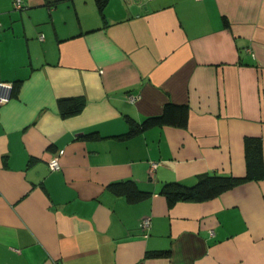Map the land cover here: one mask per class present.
<instances>
[{
	"label": "crops",
	"instance_id": "crops-1",
	"mask_svg": "<svg viewBox=\"0 0 264 264\" xmlns=\"http://www.w3.org/2000/svg\"><path fill=\"white\" fill-rule=\"evenodd\" d=\"M54 1L0 0V264H264V178L161 193L244 175L247 136L264 161V0ZM167 102L186 127L127 134Z\"/></svg>",
	"mask_w": 264,
	"mask_h": 264
},
{
	"label": "trees",
	"instance_id": "trees-1",
	"mask_svg": "<svg viewBox=\"0 0 264 264\" xmlns=\"http://www.w3.org/2000/svg\"><path fill=\"white\" fill-rule=\"evenodd\" d=\"M59 1L55 0L54 2ZM106 0H98L101 8ZM20 81L12 83V89L17 91ZM81 105L79 100L63 97L58 100V107L63 115L76 112ZM189 109L186 104H174L167 102L163 105L159 114L144 117L140 123L129 128L127 134H133L154 126L170 125L175 127H186L188 123ZM246 172L244 175L223 174L218 172L206 173L198 177L193 185H185L180 182H169L163 184L161 193L166 196L169 205L174 202L203 201L218 196L249 180L264 178V161H262L260 140L257 137L247 136L244 142ZM110 188L118 194H124L128 201L141 200L150 192L142 190L134 181H121L111 183Z\"/></svg>",
	"mask_w": 264,
	"mask_h": 264
},
{
	"label": "built area",
	"instance_id": "built-area-1",
	"mask_svg": "<svg viewBox=\"0 0 264 264\" xmlns=\"http://www.w3.org/2000/svg\"><path fill=\"white\" fill-rule=\"evenodd\" d=\"M13 5H14V8H16V9H22L23 8L22 0H13ZM0 28H1V23H0ZM0 85H6V86L11 87L10 82H0ZM6 100H7V98L0 96V102H4ZM58 152L60 154L62 152V150H59ZM48 166L51 170H59L60 166L58 164L57 155L49 162ZM155 166H156V164L154 163L152 165V168ZM140 227L143 230L144 235H147L148 230L150 228L149 218H147V217L143 218L140 222Z\"/></svg>",
	"mask_w": 264,
	"mask_h": 264
}]
</instances>
